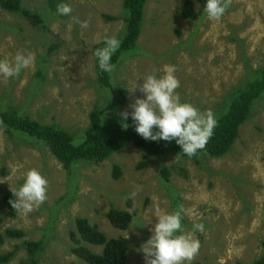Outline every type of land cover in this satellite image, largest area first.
Masks as SVG:
<instances>
[{
    "label": "rangeland",
    "instance_id": "374dc122",
    "mask_svg": "<svg viewBox=\"0 0 264 264\" xmlns=\"http://www.w3.org/2000/svg\"><path fill=\"white\" fill-rule=\"evenodd\" d=\"M195 19L180 15L184 0H146L136 45L120 53L110 82L127 89L122 107L105 110L102 122L120 117L137 97L145 98L135 83L143 76L163 75L165 65L176 66L181 102L194 105L216 119L235 93L254 81L264 63V0H231L224 15L209 20L198 1ZM72 8L61 16L46 0H21L38 14L36 20L0 8V59L17 52L31 53V67L19 76H0V109L15 107L42 124H56L75 144L82 141L92 107L104 108L110 96L98 80L93 45L105 38L121 39L125 30L122 0H63ZM104 15H113L108 20ZM91 17L82 29L73 21ZM141 77V78H138ZM138 78V79H137ZM155 129V128H154ZM157 130V129H156ZM143 152L129 143L99 163L75 161L67 172L46 143L0 125V219L4 242L1 251L14 249L6 264L26 257L22 242L42 240L38 264H86L73 254L70 232L75 218L86 217L108 237L128 241L127 264H145L140 246L152 235L156 216L183 206L182 226L200 242L193 261L200 264H249L262 253L264 239V91L252 103L239 136L221 157L200 155L199 161L179 153L149 157L146 168L136 170ZM113 164L121 176L111 177ZM169 170L167 179L160 168ZM47 179V199L30 213L10 210L3 201L18 189L30 169ZM139 189L135 198L130 194ZM128 201L130 205H128ZM126 209L132 218L125 230L114 227L105 214L109 206ZM200 223L203 231L193 225ZM20 229L22 238L5 235ZM127 236V237H126ZM94 252L100 245L84 243ZM190 262V263H191ZM188 264V262H185Z\"/></svg>",
    "mask_w": 264,
    "mask_h": 264
},
{
    "label": "trees",
    "instance_id": "16d2710c",
    "mask_svg": "<svg viewBox=\"0 0 264 264\" xmlns=\"http://www.w3.org/2000/svg\"><path fill=\"white\" fill-rule=\"evenodd\" d=\"M196 1L205 7L206 0ZM145 2L146 0H122V7L125 11L123 17L125 30L120 39L121 44L119 49L112 55V64L115 63L121 52L136 45ZM46 3L51 11L58 12V5L63 4V0H46ZM0 8L18 13L32 20L38 18V14L21 6V0H0ZM180 15L185 19H195L194 1L184 0L180 9ZM104 16L108 20L115 19L113 15ZM102 41L93 45V55L97 48L104 46ZM95 64L98 80L101 85L108 88L111 99L106 103L104 108L92 107L89 112V123L84 131V137L81 142L75 144L73 137L62 127L53 123L42 124L27 115L20 114L12 106L8 107V109H0V125L4 126L7 131L18 130L46 143L51 153L67 172H70L71 165L75 161L86 160L90 163H99L129 143L134 144L143 152L140 160L135 164V169L140 170L148 166L150 156L179 153L194 162H198L200 155L208 154L212 157H221L226 154L231 150L233 143L239 136L240 125L250 115L253 101L264 91L263 63L262 67L257 70V78L244 89L238 90L229 102L227 110L215 119L217 124L206 147L199 150L194 156L188 157L183 153L175 140L171 142L160 140L157 142L143 139L136 133L131 116H128L127 123L129 127L127 130L122 127L121 116L113 121L102 122L101 115L105 110H114L125 104L127 89L110 82L108 72H104L99 68L96 57ZM160 173L165 179L169 176V170L166 167H161ZM120 176V166L113 164L111 169L112 179L117 180ZM11 200H13L11 194H7L3 198L5 204L12 211L14 208L10 203ZM128 205H130L129 201ZM105 216L114 227L121 230L128 228L132 218L130 211L117 209L112 205L109 206ZM5 235L10 238H22L24 232L20 229L8 228L5 230ZM70 237L74 242V246L71 248L73 254L86 264H127V239L124 236L108 237L97 225L90 223L86 217L80 216L75 218V230L70 232ZM3 242L4 234L1 231L0 219V247ZM84 243L100 245L101 251L94 252ZM22 244L26 251V257L20 261V264H38L40 255L44 250L43 241L24 240ZM261 245L262 253L249 264H264V239ZM14 253V249L7 251L0 250V264L8 263L13 258ZM190 264H200V262L193 261Z\"/></svg>",
    "mask_w": 264,
    "mask_h": 264
},
{
    "label": "clouds",
    "instance_id": "9594fccd",
    "mask_svg": "<svg viewBox=\"0 0 264 264\" xmlns=\"http://www.w3.org/2000/svg\"><path fill=\"white\" fill-rule=\"evenodd\" d=\"M230 4L231 0H206L204 11L209 20L216 21L224 15ZM57 10L62 15L72 12L68 4L58 5ZM72 19L82 29L90 26L91 17L84 20L78 17ZM102 43L104 46L97 48L94 55L99 68L111 73L115 67L111 58L119 49L121 40L115 36H105ZM33 61L31 53L25 55L22 52H17L12 59H0V76L5 79L19 76L22 69L32 66ZM176 71L175 65H165L163 75L150 73L142 77V84L135 83L128 91L134 93L138 88L145 98L137 97L130 104L133 109L130 115L136 133L143 139L157 142L175 140L183 153L192 157L206 147L217 121L210 111L201 113L191 103L181 102L176 91L180 86ZM110 99L111 95L107 100ZM120 115L122 127L127 130L129 112L125 110ZM154 128L157 130L154 131ZM47 187L48 181L40 171L30 169L24 176L23 184L18 189H11L15 199L10 203L16 211L30 213L46 201ZM138 191L137 188L130 196L135 198ZM182 212L181 205L177 211L156 216L151 237L139 249L144 253L145 264H190L198 255L200 242L193 233L183 230ZM193 228L203 231V225L200 223L194 224Z\"/></svg>",
    "mask_w": 264,
    "mask_h": 264
},
{
    "label": "crops",
    "instance_id": "0c3cea01",
    "mask_svg": "<svg viewBox=\"0 0 264 264\" xmlns=\"http://www.w3.org/2000/svg\"><path fill=\"white\" fill-rule=\"evenodd\" d=\"M127 263V262H126Z\"/></svg>",
    "mask_w": 264,
    "mask_h": 264
}]
</instances>
